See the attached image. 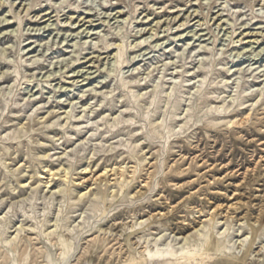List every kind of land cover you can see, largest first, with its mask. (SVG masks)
I'll return each mask as SVG.
<instances>
[{"label": "rangeland", "instance_id": "374dc122", "mask_svg": "<svg viewBox=\"0 0 264 264\" xmlns=\"http://www.w3.org/2000/svg\"><path fill=\"white\" fill-rule=\"evenodd\" d=\"M0 264H264V0H0Z\"/></svg>", "mask_w": 264, "mask_h": 264}, {"label": "bare ground", "instance_id": "6f19581e", "mask_svg": "<svg viewBox=\"0 0 264 264\" xmlns=\"http://www.w3.org/2000/svg\"><path fill=\"white\" fill-rule=\"evenodd\" d=\"M72 76V75H71ZM181 238H185V237H181ZM172 253V250H170V252L168 251H163V252H160V251H155L154 253H149V254H153V256H155L156 258H170V257H174V256H177V255H173Z\"/></svg>", "mask_w": 264, "mask_h": 264}]
</instances>
